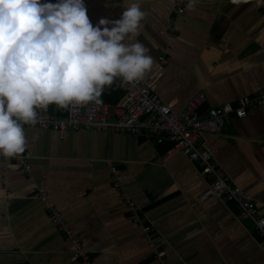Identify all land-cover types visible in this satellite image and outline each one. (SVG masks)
<instances>
[{
	"label": "crops",
	"instance_id": "crops-1",
	"mask_svg": "<svg viewBox=\"0 0 264 264\" xmlns=\"http://www.w3.org/2000/svg\"><path fill=\"white\" fill-rule=\"evenodd\" d=\"M95 26L118 19L123 0H84ZM145 15L136 40L153 58L142 79L154 77L166 103L181 111L200 91L206 115L212 107L236 105L264 89V6L256 0H194L178 15L172 0H141ZM225 40V42H224ZM167 63L160 69V58ZM30 173L0 156V264H81L72 245L35 198L49 196L89 252L92 264H161L127 203L114 188L111 164L129 198L162 241L168 264H264L260 237L249 220L223 198L201 202L208 187L199 168L172 145L143 136L23 127ZM219 138L220 169L248 192L264 215V106L242 119L232 117Z\"/></svg>",
	"mask_w": 264,
	"mask_h": 264
},
{
	"label": "clouds",
	"instance_id": "clouds-1",
	"mask_svg": "<svg viewBox=\"0 0 264 264\" xmlns=\"http://www.w3.org/2000/svg\"><path fill=\"white\" fill-rule=\"evenodd\" d=\"M123 3L118 19L94 26L84 0H0V156L24 151L23 125L36 123L37 109L99 103L114 79L135 82L152 69L136 40L141 0Z\"/></svg>",
	"mask_w": 264,
	"mask_h": 264
},
{
	"label": "built area",
	"instance_id": "built-area-1",
	"mask_svg": "<svg viewBox=\"0 0 264 264\" xmlns=\"http://www.w3.org/2000/svg\"><path fill=\"white\" fill-rule=\"evenodd\" d=\"M55 2V0H51ZM188 0H172L178 15L186 13ZM260 5L264 6V3ZM225 42V40H224ZM160 69L167 63L166 58H160ZM124 92V97L118 105L101 104L89 101L84 104H69L68 112L59 116L52 112L53 104L45 109H37L35 124H25L23 127H37L42 130H53L61 135L68 131L103 132L112 130L119 134L143 136L154 139L157 143H171L168 157L173 154L184 155L199 168L201 178L208 181V187L198 200L207 201L212 197H221L234 205L238 210L237 219L249 220L260 237V246L264 252V215L260 214L252 196L235 185L231 177L219 168L216 154L221 144L205 145L201 140L205 135L215 136L219 141L223 131L232 117L245 118L249 112L264 106V89L252 96H243L236 105L223 104L212 107L206 115H201L200 107L206 102L204 92L197 93L185 108L175 111L173 104L162 100L155 87L154 77L147 80L118 84ZM30 173L29 153L7 157ZM111 179L114 188L127 203L128 210L137 226L145 232L149 246L161 264L166 262V251L162 241L155 240L157 232L147 224L139 206L131 200L125 191L124 180L116 165L111 164ZM35 198L45 207L51 222L58 232L72 245L73 258L81 264H92L89 252L83 247L73 230L68 226L67 219L50 200L48 194L39 186Z\"/></svg>",
	"mask_w": 264,
	"mask_h": 264
},
{
	"label": "trees",
	"instance_id": "trees-1",
	"mask_svg": "<svg viewBox=\"0 0 264 264\" xmlns=\"http://www.w3.org/2000/svg\"><path fill=\"white\" fill-rule=\"evenodd\" d=\"M120 79H114L113 83L109 86H105L101 92L99 97V101L101 104H110V105H118L120 101L124 97V92L119 88ZM69 105L65 108H60L57 105L53 104L52 112L56 113L59 116H64L68 112Z\"/></svg>",
	"mask_w": 264,
	"mask_h": 264
}]
</instances>
